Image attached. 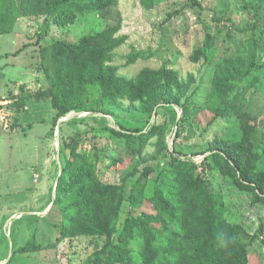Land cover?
<instances>
[{
  "label": "rangeland",
  "instance_id": "rangeland-1",
  "mask_svg": "<svg viewBox=\"0 0 264 264\" xmlns=\"http://www.w3.org/2000/svg\"><path fill=\"white\" fill-rule=\"evenodd\" d=\"M7 18L11 32L0 34V264H85L94 250L92 239H65L55 246L60 218L56 210L52 215L49 210L61 165L69 156L62 142L77 135L83 150L92 145L103 150L107 157L98 164L100 177L104 183L117 184L130 158L118 138L95 135L91 130L117 128L118 124L150 129L164 122L169 151L174 152V146L181 160L201 166L197 171L205 169L214 192L223 194L227 218L239 225V238L251 250L249 264L264 263L259 236L260 225L264 231V205L238 191L218 171L209 170L201 155L216 144L217 148L238 149L249 142L253 151L264 152L263 83H254L246 94L241 118L244 131L238 120L216 115L214 108L224 105L234 87L246 78L243 68L253 49L257 60L264 59V0H156L151 9L136 0H118L106 9L83 11L64 26L46 16L2 17ZM117 25V35L125 38L110 64L117 75L134 79L143 69L177 72L181 92L169 108L179 119L181 104H195L200 108L197 114L177 126L168 110L158 106L149 113L141 102L126 99L104 104L95 112L70 111L64 116L50 100L35 101L33 96L49 87L40 68V46L55 41L77 43L83 36ZM38 36L42 40L35 46ZM206 43L211 58L193 61L195 48ZM223 62L227 64L222 66ZM219 67L225 79L227 75L233 78L229 81L232 91L215 89ZM212 94L216 96L211 100ZM19 99L25 102L23 108L13 105ZM157 140L152 139V144ZM155 150L148 145L143 152L150 155L143 165L157 168L146 180L147 193L155 175L170 162L164 151L154 155ZM114 159L122 162L111 166ZM129 187L127 183L126 197ZM144 207L151 212L149 202Z\"/></svg>",
  "mask_w": 264,
  "mask_h": 264
},
{
  "label": "trees",
  "instance_id": "trees-1",
  "mask_svg": "<svg viewBox=\"0 0 264 264\" xmlns=\"http://www.w3.org/2000/svg\"><path fill=\"white\" fill-rule=\"evenodd\" d=\"M117 1L0 0V34L11 32V20L2 19L4 15L52 17L55 24L64 26L83 11L106 9ZM136 1L145 9L153 8L156 2ZM118 31V25L106 27L83 36L77 43L55 41L40 46V68L49 87L35 94V101L50 100L52 107L64 116L70 111L95 112L104 104L126 99L131 103L141 102L149 113L158 106L168 110L177 126L197 114L200 108L195 104H181L179 119L177 112L169 108L181 92L177 72L143 69L134 79L117 75V69L110 64L114 51L125 40L117 35ZM41 40L38 36L34 45L39 46ZM209 47L208 43L196 47L191 59L209 60ZM254 51L243 68L246 78L234 87V93L225 99L224 105H214L216 115L238 120L240 131L245 130L241 118L247 92L256 82L264 84V59L257 60ZM226 64L223 62L222 66ZM222 68L217 70L215 89L226 87L232 91L229 81L233 78L227 75L225 79ZM215 96L212 94L211 100ZM13 105L23 108L25 102L19 99ZM91 132L118 138L130 159L121 170L120 181L108 184L102 181L98 167L107 157L103 150L95 145L83 150L82 138L77 135L62 142V149L68 150L69 156L61 165L49 210V214L56 210L60 218L55 246L65 239H92L94 250L85 264H249L251 250L239 238V225L227 218L223 194L214 192L205 178V169L197 171L201 166L181 160L182 154H177L180 152L176 147L173 146L174 152L169 151L165 122L154 123L150 129L118 124L117 128L102 127ZM154 138L158 140L152 144ZM148 145L156 148L154 155L164 151L170 162L155 175L147 193L146 180L157 170L143 165L150 158L143 155ZM217 145L201 154L205 155L203 164L264 205V152L253 151L250 142L238 149L217 148ZM121 162L122 159H114L110 165L118 166ZM127 183L130 187L126 197ZM145 202H149L151 212L144 207ZM259 234L264 248L263 225ZM99 239L103 240L102 244Z\"/></svg>",
  "mask_w": 264,
  "mask_h": 264
},
{
  "label": "water",
  "instance_id": "water-1",
  "mask_svg": "<svg viewBox=\"0 0 264 264\" xmlns=\"http://www.w3.org/2000/svg\"><path fill=\"white\" fill-rule=\"evenodd\" d=\"M68 119V118H67ZM67 119H63V120H61V121H65V120H67Z\"/></svg>",
  "mask_w": 264,
  "mask_h": 264
}]
</instances>
